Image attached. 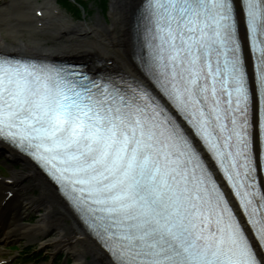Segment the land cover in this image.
I'll list each match as a JSON object with an SVG mask.
<instances>
[{
  "label": "snow or ice",
  "instance_id": "obj_1",
  "mask_svg": "<svg viewBox=\"0 0 264 264\" xmlns=\"http://www.w3.org/2000/svg\"><path fill=\"white\" fill-rule=\"evenodd\" d=\"M129 57L0 48V143L109 264H264V0H139Z\"/></svg>",
  "mask_w": 264,
  "mask_h": 264
},
{
  "label": "bare ground",
  "instance_id": "obj_2",
  "mask_svg": "<svg viewBox=\"0 0 264 264\" xmlns=\"http://www.w3.org/2000/svg\"><path fill=\"white\" fill-rule=\"evenodd\" d=\"M97 3L103 8L102 0ZM105 3L104 17L71 20L55 10L51 0L4 1L0 3V48L34 57L113 65L130 72L129 26L139 0ZM37 7L39 16L34 15ZM0 154L20 165L7 164L8 175L0 178V243L41 238V246L66 254L70 264H109L36 169L2 144ZM35 211L34 221L24 223L27 213ZM0 264L6 263L0 259Z\"/></svg>",
  "mask_w": 264,
  "mask_h": 264
},
{
  "label": "rangeland",
  "instance_id": "obj_3",
  "mask_svg": "<svg viewBox=\"0 0 264 264\" xmlns=\"http://www.w3.org/2000/svg\"><path fill=\"white\" fill-rule=\"evenodd\" d=\"M9 0H0V3ZM76 5H72L70 0H51V4L54 6V9L59 13L63 14L65 17L71 20H79L77 16L90 19L95 16L104 17L102 10H104L106 0H103L102 7H99L97 1L100 0H81ZM38 3H42L43 0H36ZM5 9V7H2ZM76 15V16H75ZM10 164L13 168H19L20 165L17 163H11L6 159L2 154H0V177L8 175V166ZM35 191V190H34ZM32 191V192H34ZM36 217L35 212H28L27 217L24 219V223H32ZM41 238L37 240H29L24 238L13 239L7 243L0 244V258L5 260L8 264H70V258L62 252H53L48 248L41 246L39 242ZM21 247L22 253L30 249V252L23 257L20 253L15 250H10L13 247ZM10 248V249H9ZM42 258V259H40ZM32 259V262L28 263ZM28 261V262H27Z\"/></svg>",
  "mask_w": 264,
  "mask_h": 264
},
{
  "label": "trees",
  "instance_id": "obj_4",
  "mask_svg": "<svg viewBox=\"0 0 264 264\" xmlns=\"http://www.w3.org/2000/svg\"><path fill=\"white\" fill-rule=\"evenodd\" d=\"M61 1H64V0H61ZM78 2H81L82 3V1L81 0H70V3L72 4V5H76ZM102 2H103V0H102Z\"/></svg>",
  "mask_w": 264,
  "mask_h": 264
}]
</instances>
